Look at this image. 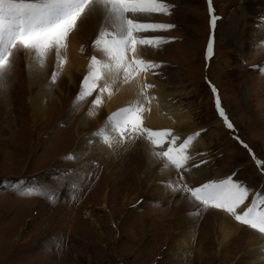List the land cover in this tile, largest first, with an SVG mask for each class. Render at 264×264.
Masks as SVG:
<instances>
[{
    "label": "rangeland",
    "instance_id": "rangeland-1",
    "mask_svg": "<svg viewBox=\"0 0 264 264\" xmlns=\"http://www.w3.org/2000/svg\"><path fill=\"white\" fill-rule=\"evenodd\" d=\"M247 2L249 0H211L210 12L209 0H120L122 9L132 14L126 17L128 23L114 29L119 31L109 32V36L104 25L89 47L84 43L76 47L85 54L86 66L80 68L74 81L61 69L66 66L63 59L71 54V45L60 39L62 30L56 28L69 15L60 19L50 16L51 22L46 26H42L39 19L34 20L35 27L38 23L43 32L56 29L49 31L50 40L59 38L58 55L53 59L59 56L61 60L57 65L59 69L47 64L48 74L52 89L56 90V85L61 83L68 87L56 110L50 108L51 104L37 114L41 119L34 124L35 118L32 119L29 110L26 115L14 113L16 97L13 95L16 93L11 92L8 85L13 86L15 77H20L24 71L21 56L24 45L18 38L30 32L25 21L45 17L37 13L32 0H0V37H3L0 91L5 90V93L0 92V264H199L196 252L190 253L198 237L206 240L203 249L207 254L201 264H232V260H237L218 256L216 238L212 240L210 217L205 216L219 209L201 206L188 194L172 192L167 183L175 178L174 169L171 177H160V184L153 183L154 172L141 181L135 166H131L134 161L126 154H137L138 149H142L143 164H140L145 170L147 163L153 160L148 151L153 148L148 142L152 136L161 141L163 152L170 151L174 144L184 147L191 141L187 152L199 167L189 169L186 182L190 185L231 175L249 189H264V168L256 162H264V18L261 17L262 23L258 24L252 18L253 21L240 27L242 8ZM131 11L142 12L145 20L133 17L135 13ZM213 15L217 17L215 27L211 24ZM169 25L174 27L168 29ZM234 26L236 34L230 35ZM210 38L213 41L211 56L207 51ZM44 42L45 38H41L38 50L44 55H53V49ZM100 43L107 46V53L98 58ZM125 43L131 48L138 46L152 51L146 58L145 71L151 72V79L170 93L178 107V116L174 119L171 112H167V123L173 127L163 128H148L143 119L138 144H126L115 152L112 149L120 165L116 173L108 174L104 172L102 155L97 151L101 142L92 134L98 129L103 131L106 122L122 123L132 113L146 117L145 102L150 98L153 107L157 103L162 106V98H149V86L144 85V89L139 87L136 97H132L134 93L126 94L122 101L119 99L117 107L111 109L107 108L108 94L102 91L104 95L97 102L98 106L88 114L99 89L108 87L100 81L99 65L110 62L113 68L115 57L124 54ZM129 57L134 67L137 59L132 53ZM90 62L95 65L93 68L89 67ZM3 78L6 82L2 84ZM112 83L114 81L109 79V86ZM18 85L16 92L25 87L19 82ZM213 87L216 92L212 91ZM217 99L228 122L233 124L232 129L219 115ZM94 113L97 114L92 118ZM84 115L94 121L87 123L85 137L88 141L81 151L76 147V133ZM98 120L102 121L96 127ZM118 134V128H108L107 137L115 138ZM164 140H168L167 146ZM201 158L205 164H200ZM193 171L197 175L202 171L201 175L207 178L197 182L190 173ZM21 179L25 181L23 187L44 186L49 194L21 195L5 187V183ZM154 185L165 187V200L151 193ZM214 192L209 189L207 194ZM180 200L186 202L185 206H180ZM179 207L181 210L174 214ZM86 210L101 224L103 237L86 217ZM182 213L192 217L190 224L179 217ZM132 228L138 238H134ZM188 231L194 233L190 238L192 248L179 243V238ZM263 240L256 241V250L261 253ZM238 244V249L242 247L238 241L235 250Z\"/></svg>",
    "mask_w": 264,
    "mask_h": 264
},
{
    "label": "bare ground",
    "instance_id": "bare-ground-1",
    "mask_svg": "<svg viewBox=\"0 0 264 264\" xmlns=\"http://www.w3.org/2000/svg\"><path fill=\"white\" fill-rule=\"evenodd\" d=\"M81 8H83V12L80 15L79 20L75 24V26L73 28L68 29L67 33L60 32L61 35L59 36L61 40L64 39L65 43L68 42L69 45H71V48H70L71 54H69L68 58L63 59V61L66 63V66L62 67L61 69H63L65 75L70 80H73V81L75 79L76 73L79 72L80 68H83V66H86L85 54L79 51L80 48L79 50H76V47L80 45L81 43L87 44V46L89 47L91 41L95 39L98 33V30L104 25L108 29L107 36H109V32L119 31V30H114V29L122 28L124 23H128L126 22V17L132 14L127 13L125 12V10L122 9V7L120 6V0H118L117 3H116V0H55V3L51 4L48 8L37 10V13L39 15L44 16L45 19L41 18V16H37L36 18H30L29 20L25 21L26 23L25 25L31 31L34 20L36 19H39L41 21L42 26H46L49 22H51L49 21L50 16H54L55 19L56 18L60 19L62 17H66V15H69L67 17L69 18L72 14H74ZM242 11H243L242 13L243 20H241L240 27L246 26L248 23L253 21L252 18H254V20L256 21L255 22L256 24L262 23L261 22L262 20L259 21V19L261 17L264 18V0H249V2H247V4H245L244 7L242 8ZM131 12L135 13L133 17H137L138 20H145V16L143 15L142 12H133V11ZM59 22L60 21H58L57 23ZM138 26L139 25H136V27ZM36 28L39 29L38 23L36 24ZM236 31H237L236 27L234 26V30L229 31L230 35H232V33L236 34ZM44 33H47V35H42V36L39 35V37L34 40V44H35L34 47H25V46L23 47L21 51V56L23 58V61L22 60L21 61H22L24 71L23 73L20 74V77L18 76L15 77L16 79H14L15 83L13 86H12V83L8 85L9 88L11 89V92L13 91L14 93H16L15 96L13 95V97H16L15 99L16 107L14 108V113L18 115H23V114L26 115L27 110H29L30 112L29 115L32 117V119H33V116L35 118V120L32 121L34 122V124L37 123V120L41 119L39 116H37V114L43 112L51 104L53 105L50 108L53 109V111L56 110L58 104L62 103L61 96L68 89V87H66L64 83L56 85V90L52 89V86H53V83L51 81L52 79L49 78V74H48L50 67H48L47 64L50 63L49 66L59 69L57 65H59L58 61L61 60V58L59 56H56L53 59L54 55H58L56 51V44L59 43L58 42L59 38L57 37L54 38L53 40H51V43L47 45L48 47H51V49H53L54 51L53 55L51 56L44 55L45 54L44 52H41L40 50H38V46L41 45L40 39L45 38V40H47L52 37L49 31H44ZM66 47L69 49L68 45H66ZM123 47H124V54L123 55L119 54L115 57V61H113V65H112L114 66L113 68L110 67V62H105L99 65L98 68L100 72H98V74L101 79L100 81H103L105 83V86L107 85L108 87H105L104 90L102 87H101L102 89L101 88L99 89V92H98V95L96 96L95 101L89 106L88 114H91L90 113L91 111L93 112L92 110L93 107L98 106L97 102L104 95L102 94V91H104L103 93L106 92L108 94L107 96L108 97V107L107 105L106 107L111 109L115 106L117 107L119 99L120 101H122L123 97L126 94L132 95L134 93V96L132 95V97H136L139 87L142 86L144 89V85H148L149 89L151 90V94L149 93L150 91L149 90L147 96L149 98L154 97V96L157 99L162 98V100H160L162 102V106H160L157 103L154 105L155 107H153V101H151V98L149 99V102H145L147 103L145 104V107L146 108L148 107V112H146V117L143 116L144 121L146 120L145 124L148 125V128L150 126L156 127V128L157 127L158 128L173 127V124L167 123L168 119H166L165 115H167V112H171L172 117L175 119L178 116V113H176L178 112V107L176 104L173 103L174 100L171 99L170 93L162 89L158 82L153 81L151 79V72L145 71V68L148 65L146 62V58L150 56L152 51L144 49L143 47H138V46H136L135 48H131L130 46L127 45V43H125ZM98 49H99L98 58H100V56H104L107 53V46L105 44L100 45V47L98 46ZM34 50H37V51H34ZM75 50L78 52H76ZM130 53H132V55L137 59L136 61L138 65L135 62L134 67L129 57ZM143 57H145V59H143ZM94 66L95 65L93 64V62L89 63V67L93 68ZM109 79H112L114 81V83H112L111 86H109ZM126 79H129V80L126 81ZM117 80L118 82L115 85V82ZM4 81H5V78H3V80L1 81L2 84ZM18 82L20 84H23V86L25 87H23L22 89L19 88L17 91L18 93H17L15 89H17L16 88L17 86L19 87ZM2 92L5 93V90H3ZM111 92H112V95H109ZM112 112L109 115H111ZM96 114L97 113H94V116H92V118H94ZM92 118L86 117L84 115V117L80 121V124L82 126L79 127V132L76 133L77 138H78L76 147L78 146L79 150L81 151L87 145L86 142L88 140L85 137L86 133L88 132L87 128L89 124L87 123H91L92 121H94V120H91ZM109 118L111 117L109 116L108 119ZM101 121L100 122L99 120L97 121L96 127L100 125ZM105 122H106V119H104V123ZM181 123H179V126L181 125ZM189 130L192 131V129H189ZM77 131H78V128H77ZM139 136H141L142 138V135L139 134ZM95 140L101 142L97 148V151L102 155L104 172L106 171L108 174L116 173V171L118 170V166L120 165L119 159H117V156H113L112 149L108 147L107 145H104L103 141L99 137H96ZM136 144L138 143L136 142ZM23 148L24 147H22V149ZM126 148L127 150H130V148L128 147ZM141 151L142 149H138L137 151L138 155L135 152H130L129 154H126L129 156V158H131V161H134V162H131V166H135L136 172L138 173V176L141 181L147 178L150 175V173L154 172V175L152 177V179L154 180L153 183L160 184L159 180H161L160 178L161 176H169L170 173L171 174L174 173L173 169L162 170L160 161L154 159L152 156L151 147L150 149H148V151L153 160L147 163V168L145 170L141 169L140 163L143 164V160L141 159ZM124 167L127 169H131L129 168L130 165L128 164L126 165L124 164ZM190 173L192 175V178L194 180L196 179L197 182L202 181L204 178H207V175L206 176L205 174L201 175L203 173L202 171L198 175L196 171H193ZM194 180L193 182H196ZM210 190H213V189L210 188ZM250 192H252V195H253L252 189H250ZM151 193L156 194V196L158 198H161L162 200H165L167 198V193L163 185L161 186L154 185L152 187ZM105 196L106 197L108 196L107 193L105 194ZM105 199L106 198H104V200ZM126 200H129L131 202V200L128 198H126ZM180 202H181L180 206H185L186 202L182 200H180ZM246 203L248 202L246 201ZM180 210H181L180 207L175 208L174 214H176ZM86 212H87L86 217L94 225H96L98 229V233L100 234L101 237H103V234H102L103 232L101 231V224L98 223L97 220L91 215L90 211L86 210ZM207 215L205 217L207 218L210 217L209 225L211 227L212 240H213V237L216 238V244L218 246V249L216 251L218 252L217 253L218 256L223 255L224 258L226 259H232L236 257L237 260L235 261L232 260V264H251V262L252 263L258 262L257 264H264V260L263 261L257 260V258H264L262 257V255H264V250L263 251L261 250L263 253L259 252V249L258 251L256 250L257 249L256 247L258 244L256 243V241L259 239L261 240L263 239L259 233L256 234V232L254 230H251L250 228L248 230L247 228L244 229L241 225L235 223V221L232 220L233 218L232 219L230 218L231 216L229 214L227 215L226 212H223L222 210L213 211L211 216L210 215L207 216ZM179 217L183 218L184 223H187V224H190L192 220V217L187 216V215L185 216L183 213L180 214ZM214 227H215V232H214ZM131 230H132V234L134 238L135 237L138 238V235L136 233H133L134 228H132ZM193 237H194V233L192 231H188L187 233L183 234V237L179 238L180 240L179 243H184L187 247L191 246L192 248L193 246L191 245L190 238H193ZM187 240H190V241L188 242ZM205 241H204V237H198L197 240H194L195 249L194 250L192 249L193 251L190 252L191 254L193 252H196L198 260L200 261V262L197 261L199 264H201V262L203 263L202 257L207 254L206 251L203 249V246L205 245ZM238 241H240V244L242 247L241 248L239 247L238 249V246H239L238 244L235 250L234 245L238 243ZM179 252H182V251H178V253Z\"/></svg>",
    "mask_w": 264,
    "mask_h": 264
},
{
    "label": "snow or ice",
    "instance_id": "snow-or-ice-1",
    "mask_svg": "<svg viewBox=\"0 0 264 264\" xmlns=\"http://www.w3.org/2000/svg\"><path fill=\"white\" fill-rule=\"evenodd\" d=\"M53 3H55V0H32V4L36 9H46ZM209 11H212L211 0H209ZM82 12L83 8L79 9L67 20L57 25L56 28L67 33L68 29L73 28L78 22ZM216 20L217 17L213 15L211 18V24L213 27H215ZM173 27V25H169L168 29ZM49 31H56V29H50ZM42 34L47 35V33L36 28L35 24H33L31 31L28 34L19 36L18 40L25 47H34V40ZM2 42L3 37H0V43ZM44 43L45 46H47L51 43V40L47 39ZM207 51L208 55L211 56L213 53V41L211 38L207 43ZM161 65H163V62H161ZM212 91L216 92L215 87L212 88ZM216 108L219 111V115L225 118L227 127L232 129L233 124L228 122L219 99L216 100ZM109 127H112L113 129L118 128L119 133L122 135L118 134L115 138L107 137ZM143 127V117L136 112L130 114L122 123H117L115 121L106 122V124L102 126L103 131L98 129L92 135L99 137L104 144L115 152L119 151L121 148H125L126 144L136 143ZM148 142L153 146L152 156L154 159L160 161L162 170H175V178H171L167 183V187H169L172 192L188 194L201 206L211 205L215 209L222 210L234 218L235 221L239 222V224L246 225L250 229L256 230L260 236L264 238V189H260L259 191L252 190L255 192V196L253 197L249 187L231 175L223 179H208L204 182L190 185L186 182L189 176V169L199 167V165L194 162L193 157L187 152L188 145L191 141L189 144H185L184 147H180L178 143L174 144L172 149L168 152L161 151V141L157 140L155 136H152ZM163 143L167 146L168 140H164ZM244 146L247 147V145ZM256 162L260 164L261 168H264V162L259 160ZM205 163L206 161L201 158L200 164ZM181 176L183 177V180H181ZM24 184L25 181L21 179L10 184L5 183V187L20 192L21 195L38 194L40 196H46L49 194L48 189L44 186L33 184L30 187H23ZM210 188L215 189V192L207 194ZM246 201L248 203H246Z\"/></svg>",
    "mask_w": 264,
    "mask_h": 264
}]
</instances>
